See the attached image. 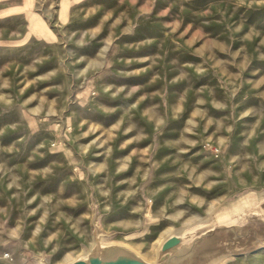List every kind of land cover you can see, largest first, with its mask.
Instances as JSON below:
<instances>
[{"label": "rangeland", "instance_id": "374dc122", "mask_svg": "<svg viewBox=\"0 0 264 264\" xmlns=\"http://www.w3.org/2000/svg\"><path fill=\"white\" fill-rule=\"evenodd\" d=\"M30 1L34 3L28 7ZM61 1L0 0V30L8 34L23 29L27 36L33 26L41 29L40 21L54 33L50 48L57 54L64 48L74 50L80 32L86 42L104 48L92 68L99 87L86 92L83 104L76 106L73 99L80 83L72 84L71 93L64 86L65 70L81 66L87 57L37 56L39 46H48L45 41L8 38L7 43L16 46H8L7 82L0 89L2 102L7 99L0 105V264H38L39 256L47 257L49 264H64L89 247L92 223L106 240L121 238L152 259L167 233L230 214L216 207L220 202L210 198L215 191L208 182H199L203 171L214 166L213 148L219 146L210 136L167 135L175 133L177 122H144L138 118L139 106L130 121L129 106L123 103L128 87L122 79L128 70L127 43L109 39L108 10L73 7L64 24L59 18ZM161 21L140 27L170 32L175 44L182 45L183 25L174 13ZM123 25L121 32L129 27ZM261 27L264 30V25L258 30ZM112 33L110 38L117 36ZM160 42L159 48L166 49L167 42ZM139 43L132 54L144 49ZM152 107L166 112L160 104ZM130 128L152 135L133 136ZM133 171L140 174L134 183ZM124 191L134 198L120 200ZM223 264H264V248Z\"/></svg>", "mask_w": 264, "mask_h": 264}, {"label": "crops", "instance_id": "0c3cea01", "mask_svg": "<svg viewBox=\"0 0 264 264\" xmlns=\"http://www.w3.org/2000/svg\"><path fill=\"white\" fill-rule=\"evenodd\" d=\"M33 3L30 1L27 6ZM16 5L20 7L19 3ZM73 7L108 10L112 18L109 39L127 43L128 70L122 79L128 87L123 103L129 106V120H135L139 106L138 118L144 122H177L174 134L167 132L172 129L160 130L161 133L215 138V145L219 146L215 153L217 158L214 166L203 171L199 182H208L214 189L210 198L220 202L216 207L223 206V210L234 213L259 211L264 204V30L263 27L258 30L257 26L264 25V0H63L59 5V18L64 24L69 17L68 10ZM172 13L183 25L182 45L175 44L170 32H146L140 27L159 25L163 22L161 17ZM123 24L129 27L121 32ZM40 25L39 21L41 29L33 26L27 36L23 29L11 34L0 30V89L2 82H7L8 46H16L7 43L11 41L8 38L22 35L26 37L25 42L32 37L48 44L49 48L39 46L37 56L78 54L89 58L71 70L65 65L67 84L64 86L71 90L72 84L80 83L73 104L82 105L86 92L99 87L92 68L104 55V48L86 42L85 34L80 32L74 50L64 48L57 54L55 48H50V44L55 43L54 33ZM113 31L117 36L110 38ZM160 41L167 42L166 49L159 48ZM137 42L145 47L138 54H132V50L141 45ZM0 98L1 106L7 104L5 97L4 103L2 96ZM153 104L165 106L166 112L159 113ZM147 131L128 130L133 136H151ZM133 173L134 183V178L140 174ZM121 195H118L120 200L134 198L130 191ZM224 216L227 215L220 217Z\"/></svg>", "mask_w": 264, "mask_h": 264}, {"label": "water", "instance_id": "95a60500", "mask_svg": "<svg viewBox=\"0 0 264 264\" xmlns=\"http://www.w3.org/2000/svg\"><path fill=\"white\" fill-rule=\"evenodd\" d=\"M105 236L92 223L89 247L64 264H223L264 248V204L257 212L230 211L229 216L218 214L215 219L198 220L169 232L157 244L152 259L125 242L108 241ZM38 264L49 261L39 256Z\"/></svg>", "mask_w": 264, "mask_h": 264}, {"label": "built area", "instance_id": "2783aa9c", "mask_svg": "<svg viewBox=\"0 0 264 264\" xmlns=\"http://www.w3.org/2000/svg\"><path fill=\"white\" fill-rule=\"evenodd\" d=\"M213 151H214L215 153H217V152L219 151V149H218L217 147H214V148H213ZM3 256H4L5 258H10V254H9L8 252H5V253L3 254Z\"/></svg>", "mask_w": 264, "mask_h": 264}]
</instances>
